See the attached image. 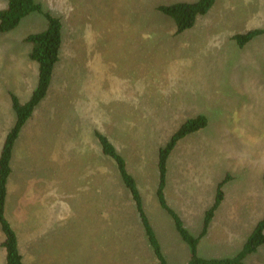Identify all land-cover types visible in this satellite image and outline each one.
<instances>
[{
	"label": "rangeland",
	"instance_id": "rangeland-1",
	"mask_svg": "<svg viewBox=\"0 0 264 264\" xmlns=\"http://www.w3.org/2000/svg\"><path fill=\"white\" fill-rule=\"evenodd\" d=\"M35 1L60 18L64 44L13 149L6 215L25 263L157 264L99 130L134 178L167 263L185 264L190 249L157 203V152L197 114L207 124L173 148L164 197L196 235L228 175L197 255L233 257L264 216V33L242 47L232 35L264 27V0H215L179 33L155 7L194 0ZM45 26L32 12L0 32V147L15 119L10 94L25 102L37 81L25 37ZM243 262L264 264V244Z\"/></svg>",
	"mask_w": 264,
	"mask_h": 264
},
{
	"label": "trees",
	"instance_id": "trees-1",
	"mask_svg": "<svg viewBox=\"0 0 264 264\" xmlns=\"http://www.w3.org/2000/svg\"><path fill=\"white\" fill-rule=\"evenodd\" d=\"M5 7L0 9V32H8L17 27L21 19L32 12L41 13L46 18V26L43 30L33 32L25 37V41L30 44L28 58L37 64V81L30 97L25 102H20L16 95L11 96L12 109L15 114L14 124L6 132L0 147V251L4 264H26L20 250L17 231L14 230L6 215V208L9 197V178L13 174V149L22 126L32 115L35 107L47 95L51 86L56 63L59 62L64 44V35L60 18L44 11L41 5L35 0H4ZM215 0H194L178 1L170 4H160L155 8L170 17L176 26V32H182L192 27L196 18L204 15L213 5ZM264 33V27L252 28L245 32L235 33L232 38L239 47H242L251 39ZM207 124L204 115L197 114L186 119L174 131L168 141L158 149L157 170L158 184L156 197L159 205L173 219L176 230L190 249L189 260L185 264H247L243 260L249 254L255 252L264 244V216L257 221L252 231L247 236L239 252L228 258H202L197 255V244L204 236L209 227L215 210L218 208L222 198V185L229 178L228 175L218 183L213 203L205 211L204 222L198 235L190 234L183 226L178 215L166 203L164 197V187L167 176V159L179 140ZM94 137L100 146L101 153L110 158L115 164L119 180L127 190L135 210L138 214L145 238L155 256L157 264H168L162 253L160 244L156 238L147 215L143 210L141 197L137 185L131 173L127 170L122 155L116 150L114 144L108 136L99 130H94Z\"/></svg>",
	"mask_w": 264,
	"mask_h": 264
},
{
	"label": "crops",
	"instance_id": "crops-1",
	"mask_svg": "<svg viewBox=\"0 0 264 264\" xmlns=\"http://www.w3.org/2000/svg\"><path fill=\"white\" fill-rule=\"evenodd\" d=\"M157 184H158V183H157ZM165 185H166V183H165ZM156 188H157V185H156ZM164 188H165V187H164ZM213 201H214V200H213ZM157 203H158V201H157ZM166 203H167V202H166ZM212 203H213V202H212ZM212 203H211V204H212ZM158 204H159V203H158ZM168 206H169V205H168ZM169 207H170V206H169ZM209 207H210V206H209ZM209 207H208V208H209ZM218 207H219V206H218ZM170 208H171V207H170ZM208 208H207V209H208ZM171 209H172V208H171ZM207 209H206V210H207ZM206 210H205V211H206ZM216 210H217V209H216ZM216 210H215V212H216ZM173 211H174V210H173ZM205 211H204V214H205ZM174 212H175V211H174ZM166 213H167V212H166ZM175 213H176V212H175ZM204 214H203V219H202V222H201V225H200V229H201V227H202V225H203V222H204ZM168 215H169V214H168ZM214 215H215V213H214ZM214 215H213V217H214ZM213 217H212V218H213ZM211 220H212V219H211ZM211 220L209 221V225H210ZM174 226H175V225H174ZM183 226H184V225H183ZM175 229H176V227H175ZM176 231H177V230H176ZM187 231H188V230H187ZM199 231H200V230H199ZM199 231H198V233H199ZM188 232H189V231H188ZM177 233H178V231H177ZM189 233H190V232H189ZM198 233H197L196 235H198ZM190 234H191V233H190ZM178 235H179V233H178ZM192 235H193V234H192ZM179 236H180V235H179ZM202 237H203V236H202ZM180 238H181V237H180ZM181 239H182V238H181ZM200 239H201V238H200ZM200 239H199V240H200ZM182 240H183V239H182ZM184 242H185V241H184ZM197 245H198V244H197ZM238 252H239V251H238ZM238 252H237V253H238ZM162 253H163V252H162ZM237 253H236V254H237ZM163 255H164V254H163Z\"/></svg>",
	"mask_w": 264,
	"mask_h": 264
}]
</instances>
